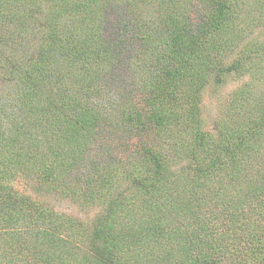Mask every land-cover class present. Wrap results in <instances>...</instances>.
<instances>
[{
	"label": "trees",
	"instance_id": "1",
	"mask_svg": "<svg viewBox=\"0 0 264 264\" xmlns=\"http://www.w3.org/2000/svg\"><path fill=\"white\" fill-rule=\"evenodd\" d=\"M241 2L55 7L73 29L52 15L0 94V264H61L82 244L79 264H264V94L255 116L221 121L220 139L200 119L203 89L237 69L222 56L247 27ZM18 172L96 205L94 219L57 214L23 176L9 182ZM207 189L218 198L208 216Z\"/></svg>",
	"mask_w": 264,
	"mask_h": 264
},
{
	"label": "rangeland",
	"instance_id": "2",
	"mask_svg": "<svg viewBox=\"0 0 264 264\" xmlns=\"http://www.w3.org/2000/svg\"><path fill=\"white\" fill-rule=\"evenodd\" d=\"M62 1L0 0V94L7 93L14 87V81H12L14 77L8 74L10 73L8 70L9 66L16 63L25 64L30 62L32 59L31 53L35 48H39L40 46L39 40L43 29H47V25L51 26L48 19L53 13L54 15L56 14L57 10L55 7L58 9L60 7L58 5ZM195 2L197 3V1ZM244 3L250 4L246 5ZM191 4L194 5L193 3ZM140 9L147 13L149 8L146 5H141ZM63 14H60V16ZM251 17L256 18L250 20ZM60 20L64 21L63 18H56L54 20L56 28L59 29L62 25L66 24V29H73L67 25L68 22L62 23ZM247 21H249V24L244 25ZM236 22L242 28L247 27L240 32V38L236 41L230 52L222 56V58L227 63L237 60V69L221 76L220 81L213 77L201 94V128L205 132L214 134L217 139H220L219 137H221L223 132L219 131L220 124H222L221 121H226V125H229L231 121L236 122L239 118H250V115L253 117L256 115L257 105L263 102L261 96L264 94V68L262 67L264 65V0H246V2H241ZM118 75L120 78L113 79V81H120L116 82V85L124 82L122 81L123 71ZM5 79L7 80V85L3 86L1 82ZM242 88H246L247 90H241L240 95L237 96V100L239 101L233 103V95ZM242 96L246 97V99ZM104 112L112 116L114 115L109 110H104ZM217 121H220L218 126ZM120 138H123V135H120ZM114 141L118 142L120 139ZM56 161H58V158ZM51 166L53 165L47 162L44 168ZM57 172L58 168H53V175H56ZM21 176H23L21 185L29 183L28 187L31 193L41 201L51 202L57 214L62 213L65 217L67 216L85 223L91 222L94 219L98 207L96 205L89 206L77 194L71 192L69 195H66L55 190L44 191L42 185L45 184V181L40 178L30 180V174H23V172H18L9 182L19 184L20 181L18 179ZM216 179L217 177L209 179L210 189L211 187H216ZM210 189L206 190L204 198V211L207 216L210 213V209L213 210L218 205V198L215 194H212ZM80 247V251L61 264H79V259L86 257L87 253L83 244ZM2 261L4 262V260ZM6 263L4 262V264ZM27 264H33V262Z\"/></svg>",
	"mask_w": 264,
	"mask_h": 264
}]
</instances>
